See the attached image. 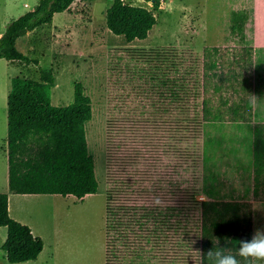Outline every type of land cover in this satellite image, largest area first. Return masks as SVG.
<instances>
[{
	"label": "rangeland",
	"instance_id": "1",
	"mask_svg": "<svg viewBox=\"0 0 264 264\" xmlns=\"http://www.w3.org/2000/svg\"><path fill=\"white\" fill-rule=\"evenodd\" d=\"M38 1L0 0V33L5 32L11 20L32 11ZM161 1V7L154 12L157 24L146 39L128 42L109 31L106 11L112 0L76 1L69 11L54 14L51 24L16 40L17 49L30 59H37L38 65H8L5 59H0V193L10 198L11 218L28 222L37 234L45 236V249L38 260L23 264H104L105 199L109 189L108 122L112 128L123 123L127 131L139 128L142 135L151 136L160 146L174 143V136L181 139L177 145L182 158L174 155L165 162L170 168L175 165L170 181L179 185L180 197L174 206L182 211L174 215L173 242L168 250H160L161 260H153L152 264H199V201L204 199V169L214 171L216 182L220 179L221 191L216 193L213 189L214 197L249 203L252 234L256 228H264V173L262 179H254L244 154L248 140L244 132L235 125L232 127L235 115L228 111L231 105L237 106L244 94L238 90L237 73L241 78H248L252 89L248 90V97L258 102L256 110L262 107L264 91L253 90V68L247 72L246 65L236 64V57L246 48L244 41L230 33L227 21L230 1ZM124 2L152 8L144 0ZM212 47L219 49L215 60L220 68L216 69L218 76L206 83L203 91V51ZM40 69L50 70L53 75V105H69L75 83H81L91 99L92 118L85 130L98 189L82 200L73 196L19 195L8 189L10 83L18 76L38 80ZM214 85L220 87L218 91ZM255 92L261 96L255 97ZM177 96L181 99L178 103ZM204 98L213 106H220L223 111L220 118L212 115L208 121L201 120ZM177 104L181 108H175ZM190 105H196L198 112ZM196 116L201 120L196 138L186 128H178L175 133V119L191 120ZM190 151L195 153L194 161L188 157ZM6 236V228L0 227V264H10L1 250ZM53 243L56 244L54 258ZM136 262L127 257L121 264Z\"/></svg>",
	"mask_w": 264,
	"mask_h": 264
},
{
	"label": "trees",
	"instance_id": "2",
	"mask_svg": "<svg viewBox=\"0 0 264 264\" xmlns=\"http://www.w3.org/2000/svg\"><path fill=\"white\" fill-rule=\"evenodd\" d=\"M76 1L84 0H39L32 11L11 20L0 36V59L10 65H38L37 59H30L17 49L16 40L51 24L54 14L69 11ZM144 1L150 2L152 8L112 0L106 11L109 31L128 42L146 39L157 24L154 12L159 10L162 1ZM246 19L244 12H234L231 17L230 33L237 35L241 42ZM218 50L203 51V91L205 84L218 76L219 66L213 59ZM53 86V75L47 69L39 70L38 80L21 76L11 80L7 97L8 189L19 195L73 196L82 200L98 189L85 130L92 118L91 99L84 93L82 84L75 83L73 101L67 106H55L51 102ZM214 86L218 91L220 87ZM238 90L244 94L236 107H228L232 115H244L252 107L246 86ZM179 97L177 103L181 100ZM179 106L175 108H181ZM190 107L196 113V105ZM212 115L220 118L223 111L204 98L201 120L208 121ZM201 120L197 116L191 120L175 119V133L178 128H186L194 139ZM124 125L119 123L113 128L111 122L107 125L109 189L105 199L104 264H121L127 257L136 259V264H152L153 260H161L160 250H168L173 242L174 215L182 211L174 206V201L176 203L180 197L179 185L170 181L175 165L170 168L165 162L174 155L182 158L177 145L181 139L174 136V143L160 146L151 136L142 135L139 128L127 131ZM260 127L263 126L254 127L252 137L255 180L264 173V134ZM189 156L190 161H194L195 153L190 151ZM191 196H195L194 192ZM199 213V264H209L204 255L210 249L221 246L235 252L237 245L232 241L252 236L249 203L203 199L199 201ZM0 227L7 231L1 250L8 263L37 260L44 247L43 240L34 236L27 225L11 218L6 193H0Z\"/></svg>",
	"mask_w": 264,
	"mask_h": 264
},
{
	"label": "crops",
	"instance_id": "3",
	"mask_svg": "<svg viewBox=\"0 0 264 264\" xmlns=\"http://www.w3.org/2000/svg\"><path fill=\"white\" fill-rule=\"evenodd\" d=\"M229 1H230L229 2L230 10L227 18L228 25H230L231 23V17L234 12H244L247 14V19L244 22V42H243V46L246 49H244V52L241 55H238L236 57L237 59L236 64L238 67L246 65L245 68H247V72L249 71L250 67L253 68V71L255 72L254 73L255 77L253 81L255 85H253V90L264 91V85H263L264 84V0H229ZM1 35L2 33H0V36ZM212 48H217V47H212ZM217 54L218 52L214 53L213 55L214 60L215 57H217ZM243 55L245 56V58L243 57ZM216 63L218 64L217 61ZM8 65H10L9 62ZM234 73L235 71H233V74ZM239 74L240 73L236 74L237 75L236 83H239L238 88L245 85L249 91L250 90L252 91L251 87L248 86V78L247 79L241 78ZM260 74H262L261 77ZM254 95L255 97L261 96L257 92H255ZM251 103H252V107L249 112L244 113V115L238 113L235 116H233L232 127L235 125L238 129L244 132V138L246 137L248 140V145L244 151V154L246 155L248 166L251 167V171H253L252 137H253L254 127L256 126H263L260 127L259 130H261L264 134V98L262 104L260 105L262 107L261 108L259 107L258 110H256V106H259L258 102H256L255 100H251ZM260 113H262V118ZM214 174L215 173L213 170L205 171L204 169V174L202 179L204 186L203 188L204 194L202 196L204 197V199H208L211 201L227 202V200L217 199L218 196L217 197L213 196L214 195V192H212L213 189H216V193L221 191L220 179H218L216 182ZM263 175L260 177V179H262ZM218 195H220V193ZM8 208L9 210L11 208L10 198H8ZM15 219L24 225H28L34 236L40 237L43 241L45 240V236H43V234L40 233L37 234L35 229L28 222L20 220L19 218H15ZM52 238H54V232H52ZM43 244H44L43 247L44 250L45 243ZM55 250H56V244L53 243V254H52L53 258L55 257V253H56ZM41 254L38 256V258L41 256Z\"/></svg>",
	"mask_w": 264,
	"mask_h": 264
},
{
	"label": "clouds",
	"instance_id": "4",
	"mask_svg": "<svg viewBox=\"0 0 264 264\" xmlns=\"http://www.w3.org/2000/svg\"><path fill=\"white\" fill-rule=\"evenodd\" d=\"M235 252L224 247H214L204 256L209 264H264V228H256L250 239L232 241Z\"/></svg>",
	"mask_w": 264,
	"mask_h": 264
},
{
	"label": "bare ground",
	"instance_id": "5",
	"mask_svg": "<svg viewBox=\"0 0 264 264\" xmlns=\"http://www.w3.org/2000/svg\"><path fill=\"white\" fill-rule=\"evenodd\" d=\"M216 134H217V133H216ZM214 137H215V135H214ZM213 139H214V138H213ZM214 140H215V139H214ZM214 140H213V141H214ZM218 141H219V140H218ZM218 141H217V143H219ZM221 142H222V140H221ZM215 144H216V143H215ZM215 144H214V145H215ZM214 145H213V146H214ZM216 145H217V144H216ZM218 145H219V144H218ZM211 146H212V145H211ZM217 154H218V153H217ZM218 157H219V156H218Z\"/></svg>",
	"mask_w": 264,
	"mask_h": 264
}]
</instances>
